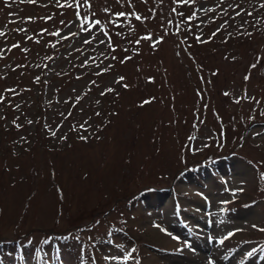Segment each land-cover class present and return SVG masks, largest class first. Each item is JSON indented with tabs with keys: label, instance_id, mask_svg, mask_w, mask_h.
<instances>
[{
	"label": "rangeland",
	"instance_id": "rangeland-1",
	"mask_svg": "<svg viewBox=\"0 0 264 264\" xmlns=\"http://www.w3.org/2000/svg\"><path fill=\"white\" fill-rule=\"evenodd\" d=\"M62 1L36 0L37 10H35L34 7L28 6L30 5L28 0H0V30L6 33L3 37L0 35V49H6L9 46V42L13 43V45L19 44L20 47L17 48L18 51L16 52H23L19 57L14 56L11 59L8 57L6 60L0 58V95L5 94L6 86L14 84L26 86L34 75L42 70L40 53L34 54L25 50L28 47L35 48L36 51L40 50L41 54L45 55L44 47L39 45V42L45 37V35H41L39 32L44 26L42 19L50 17L49 20H52L50 23L51 29L56 28V20H60L59 25H61V21L65 18L62 13L69 7L65 1L73 5L72 1L75 0ZM145 1L143 10L137 6V9L131 8L130 11L131 13L136 12L141 15V19L147 25L154 27V24L149 23L148 19L156 17V20H158V12H162L163 17L160 18L163 26H167L169 22H176L175 16L169 13L165 14V10L163 12L165 4H175L176 0H163L162 2L161 0ZM191 1L194 3L193 6L187 7L188 3L184 2L182 6L178 7L179 11L184 10L182 14L189 15L192 12V15L195 16L193 24L191 22L183 25L186 28L184 31L187 39L186 43L193 39L198 40L197 38H199V42H204L201 38L203 36L205 39V32L208 33L207 38L209 42L213 41V43L204 46L207 44L205 43L207 42L206 40L201 48L195 47L196 51L202 53L196 61L204 63L205 66L208 65L206 71L211 74L215 68V64L220 66L221 73L218 75L220 80L219 89L228 90L236 100L240 95L243 96V103L236 106L230 98L224 99L221 95L222 92H217L215 99L211 100L212 104H215L219 111L233 113L243 108L244 112L253 113L261 102L263 104L262 111L264 112V73H262V66L264 68V0H214V4L220 3L218 7L207 6L208 4L205 3V0ZM24 2L26 5L22 4ZM104 2L109 3L111 0H79L78 4H76V7L78 5L82 13L88 16L89 13L97 15V18L102 21L101 25L88 23V25H84L78 29L77 21L72 20L71 24L65 25L62 29L60 28L59 39L72 36L76 33L77 37L70 41L61 42L60 45L63 49L57 52L58 58L50 62L52 64L49 70L59 67L60 71L64 73L68 68L82 69L90 67L91 70H87L90 78L78 82H69L70 84L64 90L66 91L64 96L58 97L56 102L52 104L46 123L52 124V131H57L61 135L63 134V130L73 128L78 124H82L83 128L86 125L83 121L88 118V115L81 117L77 110V113L75 112V109L73 115L78 114L77 118L82 119L76 120L74 118L78 122L75 120L63 121L57 115L58 113H55L56 116H53L54 111L58 112L57 109L60 111L64 110L66 114L71 109L72 102L69 104L65 103H67L69 97L76 95V97L85 99L84 103L89 102L94 111L92 114H94V117L98 121L103 122L107 118L112 120V123L109 125L112 129L109 134L110 136H107L104 132L105 137H107V140L104 142V139L101 141L95 139L89 143L75 144L72 149H69V146L61 148L60 144V149L53 147L54 149H51L49 152H45L40 148H36L33 152V149L26 150V148L18 146L15 160L10 161V163L3 159L4 156H2L0 151V239L11 240L22 235H27V240L33 236L40 238L48 234L45 233L47 231L65 233L67 230H72V228L88 225L91 220L90 215L94 211L99 213L104 208L117 207L114 212L111 211L110 217L108 216L109 218L106 219L99 216V218L101 217L104 220L99 225H96L93 231L86 233V238L90 235L91 238H94L106 233L112 225L121 224V219L123 225L128 227L129 223L127 220H129L130 228L133 226L137 228L133 236L138 242L159 243L160 246L166 247L170 251L178 252L180 249L182 250L181 253L184 254V257L165 258V261L169 264H243L244 262H248L249 260L245 259L248 257L249 252L252 251V245L243 246L238 252L231 254L226 250L236 249L238 243L233 245L232 241L228 240L220 246V241L232 235L231 233L235 229H243L244 227L251 229L255 223L257 225L258 221H261L258 225L263 223L264 198L257 202L258 207L256 209L262 212L261 218L257 222L256 216L254 217L255 214L251 211H243L238 218L233 219L228 215H223L221 209L226 206L224 201H230L235 197L226 193L227 191L241 192L240 198L242 197V201L250 202L253 199V195L257 192L259 193L260 188H264L261 172L246 160L255 161L258 167L264 170V165L261 163L264 162V151L262 150L264 149L262 147L264 146V133L260 136L258 135L259 129H264V126L257 128L254 133L255 139L251 136L252 139L249 138L244 148L241 149V155L246 158L243 159L245 163L241 159L235 160L237 169L235 168L236 174L234 177L239 186L227 184L224 187L225 190L221 191L218 187L200 190L195 184L190 186L181 184V186H184L181 190L185 195L192 198L196 197L198 202L205 203L203 200H206V204H209V206L212 202V218H209L208 222L213 224L210 235L215 242L207 243L210 251L216 253V257H210L209 260L212 259V261L209 263L205 262V260L195 262L196 255L190 251L192 246L183 250L175 244L176 235L170 232L171 229L175 230L171 221L176 220L172 200L165 203V199L161 202L164 206L156 210V214L162 213L158 217L161 221H156L155 218L151 217V213L141 206L134 211L136 220L132 221L130 220L131 213L129 212L131 206L127 208L122 207L131 194L148 188L151 185L170 183L173 177L180 172L179 170H182L180 151L185 138L182 139L181 134H178L176 137L174 131L169 130L164 132L163 136H155L151 139L154 124L153 113L156 108L153 104V108L147 107L146 111L142 112L141 115L137 109L130 111L131 101H134L133 106H137V102L143 97L148 98V93L142 90L155 91V88L149 85L143 89H133L134 84L139 82L145 83L143 79L136 80L134 78V76L138 75L141 64L145 62V66H142V71L148 72V75L153 74L159 67L161 72L168 71L167 82H163L162 79H153V83L158 82L157 90H162L168 84L175 87L172 91L171 101L166 103L169 112H167L163 103H160L159 107L156 108L162 123V125L159 122L155 124V131L157 133L168 129H176L180 133H184L185 126L182 123L175 120L179 125H170L164 121V118L167 122H174L170 110L179 108L183 104L182 91L184 89L186 91V101L189 103L188 105H192L193 109L196 100L195 91H197L195 87L199 85L197 77L193 73L190 75L191 78L187 77L186 71L188 72V68L178 60L172 46L173 41L171 40L161 45V49L156 55L147 54L143 59L136 57L134 61L128 64L118 65L120 64L118 61L121 60V53L129 55L132 50H137V54L141 50L138 47H135L136 49L133 48L131 42L135 44V42L139 41L141 44H148L146 39L147 29L145 30L142 21H137L135 30L128 32L127 19L124 18L120 20L121 26L114 28L119 35L115 39L109 38V36L104 34V32L106 33L105 27L111 24L109 15L101 11ZM203 3L206 4V7L205 4L202 5ZM122 4L126 5V1L121 3V7ZM115 7L117 9V5ZM196 7H198V11H195ZM59 9L60 12L58 11ZM171 11H175V7H172ZM212 11L214 13L210 14ZM143 12L147 18L142 16ZM180 14L178 13V16L181 21L183 16H180ZM214 17H216L217 21ZM210 20L214 23H209L208 27L205 28V32H202V27ZM190 24L192 25L190 26ZM102 27L105 29L104 32ZM159 28L156 27L155 29L160 30ZM237 32L240 35L249 34V37L243 41L237 40L234 44L233 37H235ZM31 33L35 34V41H27ZM85 40H89L91 43H85ZM231 42L233 43L230 44ZM176 44L177 47L184 49L181 52L186 51L185 43L176 42ZM65 46L67 47L65 48ZM118 48L120 52L117 50ZM147 49L146 46L144 53ZM6 51H0V55L4 56ZM258 52L263 54V63L260 62V68L257 66L252 67L251 63L256 59L254 54ZM7 53L10 54L8 51ZM184 59L185 63L189 65L188 59L185 57ZM59 60L62 61L60 64ZM22 62H24L25 66L22 65ZM58 64L59 66H56ZM101 71L103 74L97 75L94 79L96 72ZM246 73H248L249 77ZM119 74L131 78L129 86L132 88L131 91L120 89L122 91L120 98L116 95H108V89L115 84L118 78L116 75ZM246 76L248 77L247 80H245ZM19 78L21 81H17ZM190 81L193 84H190ZM88 83L93 85L89 87ZM49 92L51 96L48 99L51 100L53 98L52 95H56L57 93L53 89H49L48 94ZM101 93H103V96H101ZM140 94L142 96L138 98ZM6 96L7 101H13L12 95L6 94ZM46 97L44 90L42 101H46ZM201 97L208 100V97L204 93ZM31 102L32 99L30 96H27L26 102L22 105L20 103L16 105L15 102L1 103L0 125L2 124L7 128V120L2 117V114L5 116L6 110H12L10 111L11 114L16 110V118L22 121L24 114L29 110L28 106ZM35 103L37 104V99ZM44 114L46 115V113ZM165 115L166 117H164ZM191 115L190 113V117ZM209 119L213 120L210 112ZM140 120L144 123L145 130L140 133L135 131L133 134L135 136L130 137L129 132L138 130L135 122L138 123ZM212 124H214V120ZM26 127L32 133L40 130V135L45 142L46 139L42 134L41 125L27 123ZM123 129L127 131L125 139L118 141ZM194 129L195 126L193 127L192 134H194ZM220 132L222 134V130ZM5 133L6 131L3 133L0 128V145L6 140ZM16 133L18 134V138H20L17 144L30 139V135H27V133H21L19 130ZM66 133L64 132V134ZM142 133L146 134L145 137L142 136ZM210 135L205 128L193 141L190 150L193 153L200 149L205 150L211 142L212 136ZM135 138H138L139 141H134ZM111 141L114 143L111 144ZM258 142L262 149L258 148ZM57 143L55 142V144ZM45 144H52V142L50 141ZM9 166L12 169L8 168ZM226 180L227 182L234 183L231 176H228ZM57 185L63 191L62 197H60L56 189ZM253 189H256L257 192ZM245 190L246 192H244ZM152 202L154 203L155 201L152 200ZM185 202L190 203L189 200H185ZM198 206L202 205L198 204ZM107 214L108 212L102 213L103 216ZM77 220V223L73 222ZM195 224V220H189L186 226L191 230H196L197 226ZM151 227H155L154 229L167 234L169 239L162 236L157 230L151 229ZM246 239L247 237L242 239V237L238 236L235 240L244 241ZM125 241L124 238L121 241L116 240L117 247L119 248L113 249V253H116L115 256L124 254L127 257L128 263L125 264H164L161 259L157 260L158 257L155 255H151L150 257L144 253L146 255L144 257L143 252L136 248L134 243L127 241L131 246H134L130 250L129 245L124 243ZM203 243L205 241L199 242L200 245H203ZM25 244L28 243H22L23 246ZM28 246L30 248L37 247L33 244H28ZM193 247H197V243H194ZM104 248L108 250L106 245H104ZM92 250V253H95V256H92L94 259L102 257L99 247L92 248ZM25 258H28V256ZM106 263L107 260L102 258L96 260V264ZM247 264H250V262Z\"/></svg>",
	"mask_w": 264,
	"mask_h": 264
},
{
	"label": "snow or ice",
	"instance_id": "snow-or-ice-1",
	"mask_svg": "<svg viewBox=\"0 0 264 264\" xmlns=\"http://www.w3.org/2000/svg\"><path fill=\"white\" fill-rule=\"evenodd\" d=\"M28 2H30V3H36V0H28ZM184 2H187V0H184ZM63 6V5H62ZM106 11H107V9H106ZM118 16H124L125 15V13H123V12H120V13H118L117 14ZM48 19H50V17L48 18ZM136 19L137 20H140L141 19V17L140 16H136ZM96 23L97 24H99V21H96ZM0 35H3V33H0ZM54 35H60V33L59 32H57V33H54ZM29 39H31L30 37H29ZM146 39H151V37H146ZM198 40H199V38H197ZM85 43H91V41H89V40H85L84 41ZM102 43H103V41H101ZM137 43H139V41H137ZM13 48H18V47H20V45L19 44H15V45H13L12 46ZM26 51V50H25ZM113 58H115V57H113ZM121 62H123V61H121ZM252 67H255V65H253ZM124 78L123 77H120L119 78V80L120 81H122ZM248 79V77L246 76L245 77V80H247ZM119 82V81H118ZM124 87L125 88H127V85H124ZM108 91H112L111 89H108ZM102 95H103V93H101ZM225 95H228L227 93H225ZM148 102H150V101H146V103H148ZM97 115H99V113H97ZM53 135H55V133H53ZM81 139H86V137H81Z\"/></svg>",
	"mask_w": 264,
	"mask_h": 264
}]
</instances>
